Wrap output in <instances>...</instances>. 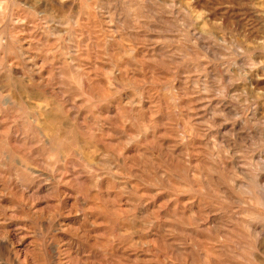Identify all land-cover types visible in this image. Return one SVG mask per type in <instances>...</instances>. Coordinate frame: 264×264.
Listing matches in <instances>:
<instances>
[{
    "label": "rangeland",
    "instance_id": "obj_1",
    "mask_svg": "<svg viewBox=\"0 0 264 264\" xmlns=\"http://www.w3.org/2000/svg\"><path fill=\"white\" fill-rule=\"evenodd\" d=\"M0 264H264V0H0Z\"/></svg>",
    "mask_w": 264,
    "mask_h": 264
}]
</instances>
